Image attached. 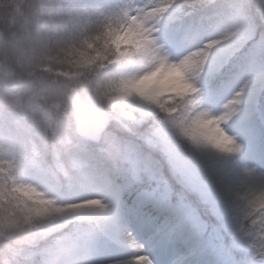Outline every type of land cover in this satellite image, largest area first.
Returning a JSON list of instances; mask_svg holds the SVG:
<instances>
[{
  "label": "snow or ice",
  "instance_id": "snow-or-ice-1",
  "mask_svg": "<svg viewBox=\"0 0 264 264\" xmlns=\"http://www.w3.org/2000/svg\"><path fill=\"white\" fill-rule=\"evenodd\" d=\"M5 23L0 264H264V0Z\"/></svg>",
  "mask_w": 264,
  "mask_h": 264
},
{
  "label": "clouds",
  "instance_id": "clouds-1",
  "mask_svg": "<svg viewBox=\"0 0 264 264\" xmlns=\"http://www.w3.org/2000/svg\"><path fill=\"white\" fill-rule=\"evenodd\" d=\"M31 0H0V26L6 27V21H10L18 15V5L24 4L27 8ZM48 264H86L84 260L68 261L59 256H53Z\"/></svg>",
  "mask_w": 264,
  "mask_h": 264
}]
</instances>
